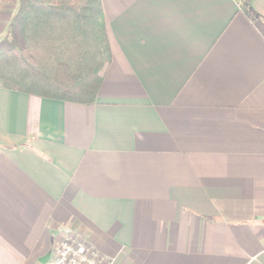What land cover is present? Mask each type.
Here are the masks:
<instances>
[{
  "label": "crops",
  "instance_id": "crops-1",
  "mask_svg": "<svg viewBox=\"0 0 264 264\" xmlns=\"http://www.w3.org/2000/svg\"><path fill=\"white\" fill-rule=\"evenodd\" d=\"M94 104L0 80V264L67 233L112 264H264V0H101ZM18 0H0V41Z\"/></svg>",
  "mask_w": 264,
  "mask_h": 264
},
{
  "label": "trees",
  "instance_id": "trees-1",
  "mask_svg": "<svg viewBox=\"0 0 264 264\" xmlns=\"http://www.w3.org/2000/svg\"><path fill=\"white\" fill-rule=\"evenodd\" d=\"M235 1L256 19L250 0ZM111 61L101 0H18L0 41L2 86L43 98L94 104Z\"/></svg>",
  "mask_w": 264,
  "mask_h": 264
},
{
  "label": "built area",
  "instance_id": "built-area-1",
  "mask_svg": "<svg viewBox=\"0 0 264 264\" xmlns=\"http://www.w3.org/2000/svg\"><path fill=\"white\" fill-rule=\"evenodd\" d=\"M46 264H112V260L82 236L70 232Z\"/></svg>",
  "mask_w": 264,
  "mask_h": 264
}]
</instances>
